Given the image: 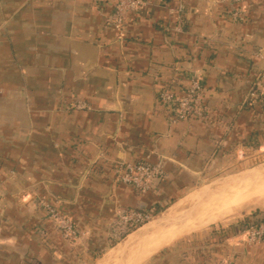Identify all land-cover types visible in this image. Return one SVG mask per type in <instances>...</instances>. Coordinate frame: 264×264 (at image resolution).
<instances>
[{"label": "crops", "instance_id": "crops-1", "mask_svg": "<svg viewBox=\"0 0 264 264\" xmlns=\"http://www.w3.org/2000/svg\"><path fill=\"white\" fill-rule=\"evenodd\" d=\"M114 3L0 0V264H127L168 225L121 251L124 239L108 237L117 211L172 215L236 152L264 150V97L249 96L264 0H144L120 30L107 21ZM192 77L206 115L172 122L158 95L184 94ZM118 160L161 162L165 177L140 192L114 180ZM40 201L72 220L76 241ZM262 219L249 212L180 237L141 264H264V242L243 233Z\"/></svg>", "mask_w": 264, "mask_h": 264}, {"label": "built area", "instance_id": "built-area-1", "mask_svg": "<svg viewBox=\"0 0 264 264\" xmlns=\"http://www.w3.org/2000/svg\"><path fill=\"white\" fill-rule=\"evenodd\" d=\"M114 1L113 11L108 15L107 21L117 30L122 28L126 14L135 12L144 5V0ZM233 15L236 17V12ZM262 58L264 60V57ZM202 92L201 79L192 77L184 94L177 95L168 90H163L159 93L158 99L163 105L170 107L173 111L172 122L192 117L204 118L206 109L202 102ZM249 96L251 99L264 97V62L253 82ZM113 175L116 182L128 184L140 192H146L157 186L164 179L165 170L161 162L138 161L129 163L118 160L114 165ZM40 205L53 218L66 241L74 242L77 240L79 237L78 232L69 217L61 214L47 202L40 201ZM154 214L152 209L130 208L117 211L108 225L109 239L113 243L123 240L130 231L152 219ZM243 233L248 243L264 242V219L248 222ZM216 264H235V262L232 258H227L218 261Z\"/></svg>", "mask_w": 264, "mask_h": 264}, {"label": "bare ground", "instance_id": "bare-ground-1", "mask_svg": "<svg viewBox=\"0 0 264 264\" xmlns=\"http://www.w3.org/2000/svg\"><path fill=\"white\" fill-rule=\"evenodd\" d=\"M262 163H259L260 165L252 173L243 172L232 181L242 178H251L261 174L263 175L264 164ZM248 187L249 188L244 191L245 187L238 185L230 192L223 194V197L219 195V197H215L213 199H211V197L214 195H212L210 199L204 198L208 191V189H206L204 193L198 196L193 208L190 210L188 208L185 213L177 216L179 219L177 223L156 228L157 230L153 231L147 238L140 240V242H138L137 245L132 248L130 255L128 256V258L131 257V259L127 264H141L143 260H145L150 254L154 253L158 249L170 244L174 240L184 235L201 229L207 224L215 222L220 217L230 212L232 209L239 207V205L245 201V198L247 199L249 196V198H251L254 195L255 192H253V190L257 186L255 187V184L251 182L248 183ZM260 192L262 193L263 191ZM257 194L259 193L257 192L256 195ZM202 199L203 201H201ZM193 209H195L194 212H192ZM114 264H117V262Z\"/></svg>", "mask_w": 264, "mask_h": 264}, {"label": "rangeland", "instance_id": "rangeland-1", "mask_svg": "<svg viewBox=\"0 0 264 264\" xmlns=\"http://www.w3.org/2000/svg\"><path fill=\"white\" fill-rule=\"evenodd\" d=\"M236 153H237V155L235 154V157L237 159L239 158V160H238L239 162H237L235 164H231V165L222 166L216 174H214L212 177H210L209 180L205 181L202 186H200L199 188H197L195 190V192L193 191L196 196L190 195L187 198H184L183 200L179 201L178 202L179 205L176 207L175 211L173 210L174 211L173 213H169L172 215H168V214L167 215L169 217H171V216L175 217V216H179V215H182L183 213H185L186 211H184L183 208L185 206L187 208L188 207L190 208L191 206H193L194 203L196 202V199L198 198V196H200L202 194L201 193L202 190H205L206 188L208 189V191H207V194L205 195L204 198L210 199V197L212 195H214L211 197V199H213L215 197H219V195L222 196L223 194L230 192L231 190H233L238 185L241 187L242 186L245 187V189H244V191H245L249 188L248 183L253 182V184H255V187L257 186L253 190V192H255L254 193L255 196L253 195L251 198H249L250 196L247 199L245 198L244 199L245 201L243 203H241L239 205V207L232 209L230 212H228L224 216L220 217L215 222L211 223L212 225H210V224L205 225L201 229L190 233L191 235H189V234L184 235L185 237H194L197 234L204 232L205 230H209L211 227L221 226V225L226 226V225H229L230 223L240 221V219L242 220V217H244L249 212L252 213V212L264 211V174L263 175L261 174L259 176H254L251 178H242V179H239L236 181H230L229 183L227 182V178L229 177V175L235 174V173L238 174L239 172L243 171L244 169H248V168L253 167L254 165H256L258 163H262V161H264V150L253 149V150H246L243 152L239 151ZM260 191H263V192L261 193ZM257 192L259 194L256 195ZM197 194H200V195H197ZM245 197H247V196H245ZM201 201H203V199ZM176 210H179V211H176ZM194 210L195 209H193L192 212H194ZM156 217H158V215L154 214L152 219H155Z\"/></svg>", "mask_w": 264, "mask_h": 264}, {"label": "water", "instance_id": "water-1", "mask_svg": "<svg viewBox=\"0 0 264 264\" xmlns=\"http://www.w3.org/2000/svg\"><path fill=\"white\" fill-rule=\"evenodd\" d=\"M264 164V161L263 163ZM260 164L258 163V165H254L253 167H250L248 169H244L243 171L239 172L238 174H231L229 175V177L227 178V182L229 183L230 181L234 180V178H237V176L239 174H242L243 172H250L252 173L253 171H255L257 169V167L259 166ZM207 189V188H206ZM205 189V190H206ZM205 190H202L201 193H203ZM200 193V194H201ZM198 194V195H200ZM195 206V203L193 206H191L189 208V210L191 208H193ZM185 209L184 211H187L188 210ZM179 221V219L177 218V216L173 217H169V216H159L157 217L156 219H150L146 222H144L143 224H141L140 226L136 227L135 229H133L132 231H130L125 237H124V242H123V246L121 247V251L124 250V248L132 242L133 239L135 238H139L143 235H145L150 229L152 228H155V227H159V226H165V225H169V224H173V223H177ZM119 264H121V262H119Z\"/></svg>", "mask_w": 264, "mask_h": 264}]
</instances>
